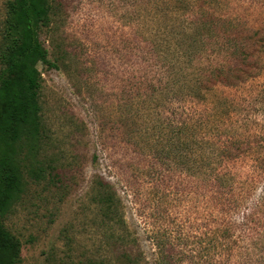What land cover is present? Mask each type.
<instances>
[{"label":"rangeland","instance_id":"1","mask_svg":"<svg viewBox=\"0 0 264 264\" xmlns=\"http://www.w3.org/2000/svg\"><path fill=\"white\" fill-rule=\"evenodd\" d=\"M165 1L51 0L38 33L47 52V63L36 64L40 137L3 222L19 242V264H256L264 249V50L242 83L208 96H216L208 125L222 127L239 155L218 185L200 172L193 142L169 137L193 106L165 88L174 62L165 42L181 33ZM199 2L194 18L209 12L264 40V0ZM244 43L222 45L214 58ZM183 71L189 80L190 68ZM31 167L37 176L42 168L40 179ZM108 191L115 206L98 200Z\"/></svg>","mask_w":264,"mask_h":264},{"label":"trees","instance_id":"2","mask_svg":"<svg viewBox=\"0 0 264 264\" xmlns=\"http://www.w3.org/2000/svg\"><path fill=\"white\" fill-rule=\"evenodd\" d=\"M166 14L180 24L181 33L173 37V42H165V48L174 57L165 71L168 82L165 88L170 98L176 102L188 101L192 110L183 114L180 125L172 124L169 137H186L193 142L199 163L204 175L218 185L225 183L224 176L227 163L235 162L239 155L235 152L233 141L221 137L222 127L213 130L208 125L207 114L213 111L209 94L218 88H230L234 83H242L245 77L260 67V53L264 50V40L258 31L251 34L231 25L212 13L200 11L194 18L189 14L193 8H202L199 0H166ZM51 0H7L4 18L1 24L0 43V264H19L20 245L18 240L5 228L3 222L23 192V170L32 161V149L39 141V105L37 92L39 73L36 64L47 63V52L39 41V31L49 21ZM183 24V25H182ZM255 39L248 45L244 43ZM245 44L246 49L230 51L225 49L219 60L214 58L218 48L234 43ZM239 48V47H238ZM151 50L162 52L159 43H151ZM220 53V52H219ZM236 54V55H235ZM235 56V61L232 56ZM211 58L218 60L213 61ZM176 60H181L175 62ZM195 66V70L191 69ZM177 68V69H173ZM184 68H190V79H187ZM14 72V81L4 86L6 76ZM199 109V110H198ZM198 110V111H197ZM206 116V117H205ZM214 127V126H213ZM227 130V129H226ZM28 161L25 165V162ZM217 163L223 164L221 169ZM27 166V167H26ZM29 175L40 179L42 168H28ZM208 173V174H205ZM213 175V177H212ZM222 184V185H223ZM100 187L110 190L106 183ZM108 207L117 204L110 191L100 199ZM114 200V201H113ZM254 259V258H253ZM162 264H169L162 260ZM256 264H264V249L255 256Z\"/></svg>","mask_w":264,"mask_h":264}]
</instances>
